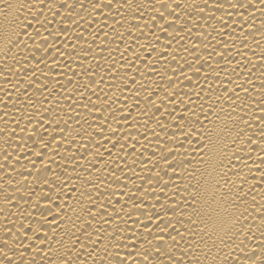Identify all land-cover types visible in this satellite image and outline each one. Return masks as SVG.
I'll use <instances>...</instances> for the list:
<instances>
[{
	"label": "bare ground",
	"instance_id": "1",
	"mask_svg": "<svg viewBox=\"0 0 264 264\" xmlns=\"http://www.w3.org/2000/svg\"><path fill=\"white\" fill-rule=\"evenodd\" d=\"M0 264H264V0H0Z\"/></svg>",
	"mask_w": 264,
	"mask_h": 264
}]
</instances>
